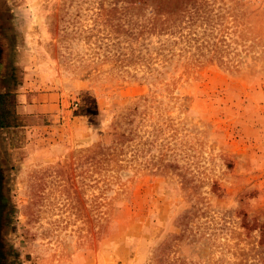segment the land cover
Masks as SVG:
<instances>
[{
    "label": "rangeland",
    "instance_id": "1",
    "mask_svg": "<svg viewBox=\"0 0 264 264\" xmlns=\"http://www.w3.org/2000/svg\"><path fill=\"white\" fill-rule=\"evenodd\" d=\"M0 120V264H264V0H0Z\"/></svg>",
    "mask_w": 264,
    "mask_h": 264
},
{
    "label": "trees",
    "instance_id": "2",
    "mask_svg": "<svg viewBox=\"0 0 264 264\" xmlns=\"http://www.w3.org/2000/svg\"><path fill=\"white\" fill-rule=\"evenodd\" d=\"M5 123H6V122H4L3 120H0V127H1V126H7V125H8L7 123H6V124H5Z\"/></svg>",
    "mask_w": 264,
    "mask_h": 264
}]
</instances>
